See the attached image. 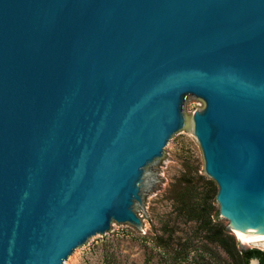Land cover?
<instances>
[{"label": "water", "instance_id": "obj_1", "mask_svg": "<svg viewBox=\"0 0 264 264\" xmlns=\"http://www.w3.org/2000/svg\"><path fill=\"white\" fill-rule=\"evenodd\" d=\"M187 100L217 217L264 237V0H0V264L145 230Z\"/></svg>", "mask_w": 264, "mask_h": 264}, {"label": "rangeland", "instance_id": "obj_2", "mask_svg": "<svg viewBox=\"0 0 264 264\" xmlns=\"http://www.w3.org/2000/svg\"><path fill=\"white\" fill-rule=\"evenodd\" d=\"M200 106L198 101H186L189 130L173 142L169 158L149 172L152 189L144 194L148 206L138 208L148 227L116 225L112 236L89 244L68 264H243L239 254L229 256L208 241L203 224L190 218L176 200L177 193L187 188L211 218L218 210L217 185L204 173L202 153L192 134V111ZM213 222L233 238L237 250L264 251V241L242 244L227 229L225 219Z\"/></svg>", "mask_w": 264, "mask_h": 264}, {"label": "trees", "instance_id": "obj_3", "mask_svg": "<svg viewBox=\"0 0 264 264\" xmlns=\"http://www.w3.org/2000/svg\"><path fill=\"white\" fill-rule=\"evenodd\" d=\"M176 200L190 218L198 220L203 224V229L206 232L208 241L219 245L227 255L233 256L234 253L239 254L243 264H247L248 260L252 257L258 258L260 264H264V251L258 249H236L233 238L227 235L222 228L219 231V226L213 222L218 218L217 213H214L211 218L212 215L204 208V205L198 207L199 205L195 203V198L191 189L184 188L182 191L178 192Z\"/></svg>", "mask_w": 264, "mask_h": 264}, {"label": "bare ground", "instance_id": "obj_4", "mask_svg": "<svg viewBox=\"0 0 264 264\" xmlns=\"http://www.w3.org/2000/svg\"><path fill=\"white\" fill-rule=\"evenodd\" d=\"M234 234L237 236V238L242 244H250L257 242L259 243L261 241H264V237H246L241 232L238 231L234 232Z\"/></svg>", "mask_w": 264, "mask_h": 264}]
</instances>
